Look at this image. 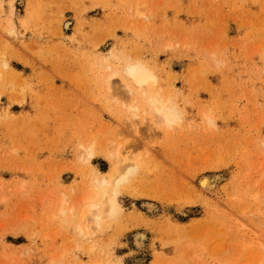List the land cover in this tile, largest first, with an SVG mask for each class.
I'll list each match as a JSON object with an SVG mask.
<instances>
[{
    "label": "rangeland",
    "instance_id": "rangeland-1",
    "mask_svg": "<svg viewBox=\"0 0 264 264\" xmlns=\"http://www.w3.org/2000/svg\"><path fill=\"white\" fill-rule=\"evenodd\" d=\"M123 58L175 94L181 129L165 135L104 101L99 77ZM120 89L114 79L111 96ZM91 142L139 169L119 215L76 250L45 210L50 195L81 187L78 145ZM90 162L110 167L103 154ZM205 173L221 179L212 196L198 189ZM262 213L264 0H0V264H45L53 252L86 264L89 246L104 264H255Z\"/></svg>",
    "mask_w": 264,
    "mask_h": 264
},
{
    "label": "bare ground",
    "instance_id": "bare-ground-1",
    "mask_svg": "<svg viewBox=\"0 0 264 264\" xmlns=\"http://www.w3.org/2000/svg\"><path fill=\"white\" fill-rule=\"evenodd\" d=\"M68 26V23L63 24L64 29ZM164 49L169 50L170 44H166ZM120 63H122L120 68L106 65L105 71L99 77L98 92L101 96L105 94L104 101L119 104L128 112L129 117L142 120L144 123L148 121L149 125L154 126L155 129L165 135L181 129L184 126V110L176 105L175 94L165 91L163 86L160 85L154 69L144 61L130 60V58H123ZM114 79H119L121 84L119 98L116 95L111 96L112 81ZM117 114L121 115L120 113ZM201 121L209 125L212 124L210 110H206L201 114ZM78 147L82 152L77 159L86 163L89 173L83 176L81 187L71 186L72 188L69 191H61L58 196L56 195L57 197L54 195L51 198L53 195H50V200L48 199L50 202L45 210L50 218L57 217L66 223V226L70 229L68 231L76 237L72 246L76 250L80 248L77 243L80 237L90 239L94 230L100 229L106 222L114 220L119 215L121 206L117 198L121 187L127 182L129 176L139 169V164L136 161L129 162V158H124L121 161L125 163L120 164L118 146L114 150L109 149L104 152L100 151L102 148L97 147L93 142L86 145L80 143ZM102 154L110 162L109 169L104 172L95 170L90 162L94 156ZM218 180L221 179L217 175H206V173L201 175L197 182L199 192L211 196L216 194L215 191L217 192V190L214 189ZM145 205L150 210L154 208L151 203L147 202ZM254 214L256 215L257 212ZM254 221L256 222L257 219ZM258 222H256V226ZM263 222L259 224L264 227ZM246 225L244 226L246 227ZM260 225L259 228H261ZM145 240L146 234L144 232L138 231L133 236V243L137 248H141ZM262 248H264V244ZM93 249V246L87 247L91 255L86 264H104L103 260L97 257V254L93 255ZM67 252L68 250L65 252L66 255H68ZM53 253L45 264L60 263L53 257V255L55 256ZM256 257L255 264H264V249ZM59 258L65 259L63 254L59 255ZM66 259L63 261H66ZM72 264L82 263L73 262ZM117 264L121 263L118 262Z\"/></svg>",
    "mask_w": 264,
    "mask_h": 264
}]
</instances>
